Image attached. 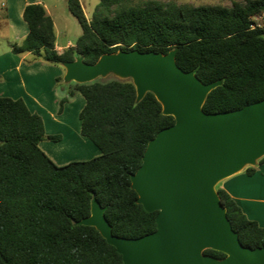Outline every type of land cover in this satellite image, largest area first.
Wrapping results in <instances>:
<instances>
[{
  "label": "trees",
  "instance_id": "obj_1",
  "mask_svg": "<svg viewBox=\"0 0 264 264\" xmlns=\"http://www.w3.org/2000/svg\"><path fill=\"white\" fill-rule=\"evenodd\" d=\"M67 7L81 29L74 47L55 51L53 22L42 5L34 4L22 13L28 34L12 52L61 65L78 56L95 64L119 51L165 55L174 50L179 69L193 72L203 84L221 82L207 94L205 113L236 111L264 100V30L250 29V17L264 14V0L234 1L230 7L100 0L90 19L79 0H67ZM135 90L130 80L115 78L71 84L67 97L75 91L85 100L78 114L81 134L100 155L64 166L39 147L60 137H46L42 118L22 100L0 97V264H123L95 228L76 224L89 216L92 196L105 208L113 236L137 239L156 229L157 213L136 203L130 175L140 167L148 142L174 119L162 114L151 93L136 102ZM216 192L240 244L264 247V228L224 190ZM204 254L225 257L212 250Z\"/></svg>",
  "mask_w": 264,
  "mask_h": 264
},
{
  "label": "water",
  "instance_id": "obj_2",
  "mask_svg": "<svg viewBox=\"0 0 264 264\" xmlns=\"http://www.w3.org/2000/svg\"><path fill=\"white\" fill-rule=\"evenodd\" d=\"M175 51H119L95 64L81 56L63 62L65 83H93L109 75L130 80L136 102L151 93L174 124L159 131L130 175L136 203L156 211V229L137 239L112 235L105 208L91 199L89 216L77 225L93 227L121 255L123 264H264V247L242 246L216 192L218 184L264 158V100L239 110L207 114L202 106L221 82L203 84L177 66ZM221 252L218 259L204 254Z\"/></svg>",
  "mask_w": 264,
  "mask_h": 264
},
{
  "label": "crops",
  "instance_id": "obj_3",
  "mask_svg": "<svg viewBox=\"0 0 264 264\" xmlns=\"http://www.w3.org/2000/svg\"><path fill=\"white\" fill-rule=\"evenodd\" d=\"M2 2L0 11L3 26L11 33V40L8 41V50L0 53V97L22 100L30 112L42 118L46 137H60L56 142L47 140L39 143L40 149L56 165L64 166L70 162L98 157L100 151L80 131L78 114L85 104L83 96L74 91L70 97L71 103L58 113V102L70 93L72 84L64 82V68L41 60L33 61L29 53L21 55L12 52V46L21 44L28 34L22 13L26 6L34 4L42 5L53 22L55 51L62 54L68 47H74L80 34L72 36V17L67 0ZM58 78H62V81L57 82ZM246 168L228 176L217 187L229 195L249 220L264 228V164L257 163L251 175L245 172Z\"/></svg>",
  "mask_w": 264,
  "mask_h": 264
},
{
  "label": "rangeland",
  "instance_id": "obj_4",
  "mask_svg": "<svg viewBox=\"0 0 264 264\" xmlns=\"http://www.w3.org/2000/svg\"><path fill=\"white\" fill-rule=\"evenodd\" d=\"M81 5L84 8V12L86 14V18L90 19L96 12L97 7L100 4V0H79ZM131 5H137V4H143L144 2L148 1V0H127ZM156 1H160V2H165L167 3H174L177 5H190L192 7H199V6H210V5H214V6H223V7H230L232 2L234 1H238V2H242V0H156ZM2 0H0V5H1ZM71 21V28H72V36H74L75 34H80L81 35V29L80 26L78 25V23L76 22V20L74 18H70ZM4 20L1 17V11H0V53L8 50V41L11 40L10 36L11 33L4 28L3 26ZM76 36V35H75ZM30 59H33V57L31 56ZM34 61V59H33ZM28 61H26L25 63H27ZM55 66H59L60 65H55ZM115 78V76L113 75H109L106 78H103L102 80H109V79H113ZM66 96V95H64ZM63 96V97H64ZM61 97L60 100L63 98ZM67 97V96H66ZM68 102L63 104V108L65 107V105H67L68 103H71V99L69 97H67ZM60 100L58 102V110H59V104H60ZM70 109H73L70 108ZM71 111V110H69ZM47 141V140H44Z\"/></svg>",
  "mask_w": 264,
  "mask_h": 264
},
{
  "label": "built area",
  "instance_id": "obj_5",
  "mask_svg": "<svg viewBox=\"0 0 264 264\" xmlns=\"http://www.w3.org/2000/svg\"><path fill=\"white\" fill-rule=\"evenodd\" d=\"M250 21V29L264 30V14L251 16Z\"/></svg>",
  "mask_w": 264,
  "mask_h": 264
}]
</instances>
